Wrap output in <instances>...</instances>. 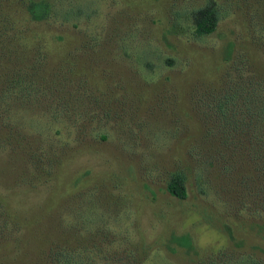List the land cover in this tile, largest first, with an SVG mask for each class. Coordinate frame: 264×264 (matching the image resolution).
Returning <instances> with one entry per match:
<instances>
[{"label": "rangeland", "instance_id": "rangeland-1", "mask_svg": "<svg viewBox=\"0 0 264 264\" xmlns=\"http://www.w3.org/2000/svg\"><path fill=\"white\" fill-rule=\"evenodd\" d=\"M208 1L0 0V264H264V0Z\"/></svg>", "mask_w": 264, "mask_h": 264}, {"label": "trees", "instance_id": "trees-1", "mask_svg": "<svg viewBox=\"0 0 264 264\" xmlns=\"http://www.w3.org/2000/svg\"><path fill=\"white\" fill-rule=\"evenodd\" d=\"M34 18H39L44 12L45 7L39 5L36 7L33 4L31 9ZM196 35H209L215 31L220 20L219 9L214 0H209L204 6L192 12ZM167 191L178 198H185L187 196L185 187V176L182 172L173 174L167 183ZM172 239L181 245L189 246V239L187 236H173ZM94 262L86 254L75 255L70 252H60L57 258V264H93Z\"/></svg>", "mask_w": 264, "mask_h": 264}]
</instances>
